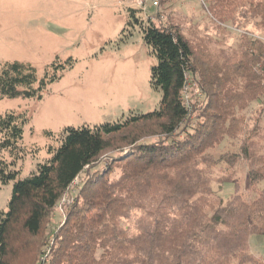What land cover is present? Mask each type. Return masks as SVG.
<instances>
[{
  "label": "trees",
  "instance_id": "obj_1",
  "mask_svg": "<svg viewBox=\"0 0 264 264\" xmlns=\"http://www.w3.org/2000/svg\"><path fill=\"white\" fill-rule=\"evenodd\" d=\"M202 8L210 17L205 29L142 27L157 60L151 84L162 92L159 110L65 129L27 178L16 170L27 118L0 116V183H13L0 212V264H264L249 244L264 236V136L243 115L254 102L264 107V0H202ZM130 14L139 23L136 10ZM230 23L237 30L231 45L224 40ZM71 66L56 62L39 78L29 63L6 62L0 100H40ZM194 87L201 99L187 98ZM226 140L237 141V151L216 157ZM240 161L257 197L246 200L230 174L221 183L235 192L224 201L212 172ZM78 179L65 220L52 227Z\"/></svg>",
  "mask_w": 264,
  "mask_h": 264
},
{
  "label": "rangeland",
  "instance_id": "obj_2",
  "mask_svg": "<svg viewBox=\"0 0 264 264\" xmlns=\"http://www.w3.org/2000/svg\"><path fill=\"white\" fill-rule=\"evenodd\" d=\"M145 1L147 11L137 7V0H0V66L15 61L29 63L43 78L54 63H72L60 79L47 86L40 100H0V116L15 113L27 118L20 144L22 158L16 163L21 178L50 159L51 149L59 145V135L67 128L93 129L159 110L162 92L151 84L157 60L144 40L142 27L153 21L157 26H182L187 33L195 24L199 29L208 27L210 17L202 0ZM130 10H136L139 23ZM228 26V38L223 39L231 45L236 43L237 30L231 28L235 24ZM196 96L201 99L198 89L188 90V99ZM243 115L246 125L252 128L256 124L264 136L261 102L250 104ZM238 146L237 141L226 140L213 154L219 157L236 152ZM3 157L11 162L8 153ZM107 159L104 154L102 163ZM247 173L244 161L234 168L221 163L212 172V189L227 201L235 185L222 184L221 179L232 174L239 193L253 200L257 194L246 189ZM81 182L78 179L71 194L55 208L52 227L65 220V207L73 203ZM12 189V182L0 183V212L7 210ZM249 242L250 251L264 259V236L253 235Z\"/></svg>",
  "mask_w": 264,
  "mask_h": 264
},
{
  "label": "built area",
  "instance_id": "obj_3",
  "mask_svg": "<svg viewBox=\"0 0 264 264\" xmlns=\"http://www.w3.org/2000/svg\"><path fill=\"white\" fill-rule=\"evenodd\" d=\"M137 7L143 9L144 11H147V3L145 0H137L136 2ZM154 6H158V3L155 2Z\"/></svg>",
  "mask_w": 264,
  "mask_h": 264
}]
</instances>
